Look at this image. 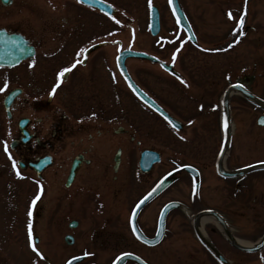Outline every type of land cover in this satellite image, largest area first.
Returning <instances> with one entry per match:
<instances>
[{"label":"flooded vegetation","instance_id":"af4514ba","mask_svg":"<svg viewBox=\"0 0 264 264\" xmlns=\"http://www.w3.org/2000/svg\"><path fill=\"white\" fill-rule=\"evenodd\" d=\"M68 1L79 7L74 12L77 18L100 14L112 26L102 30L104 35L100 37L97 28H67L66 17L62 19L61 27H54L50 12L44 5L52 7L54 11L66 10L67 0H0V31L8 38L22 36L34 53L32 58L17 66H0L2 78L11 73L10 78L18 81L6 90L4 97L11 91H20L10 112L6 113L4 110L12 128L9 148L16 165L15 178L19 179L29 196L30 221L32 224L35 221H44L48 226L52 224L57 229L59 240H63L66 248L73 249L64 253L67 256L64 264L77 258L82 260L74 264H97L94 260L99 259H110L108 264H113L120 255L126 253L135 255L146 264H152L147 260L143 249L160 248L168 233L170 216L177 214L178 218L180 214V227L190 230L199 246L218 264L196 237L195 215L211 211L226 219L220 212L232 209L233 205L241 211L252 210L257 206L255 204L264 205L263 200L255 198L256 196L253 203H249L250 195L259 196L256 191L258 182L253 178L263 175L264 170H250L245 175L234 178L220 176L216 171L217 159L211 157L209 135L204 126L213 111L219 112L222 127L221 101L229 85L240 82L245 83L248 88L256 82L253 77L257 73L255 65L247 72L246 68L241 65L236 68V62L226 59L232 50L243 43V34L245 32L248 35L249 27L243 29L239 21L234 25L230 23L226 39H233L221 46L220 41L215 38L214 43L208 45L202 41L195 19L184 10L181 3L194 33L193 41H186L184 30L177 27L171 13L169 15L175 33H164V19L158 9L161 31L153 38L152 45L157 51L165 53V58L157 55L160 60L157 63L128 59L125 67L134 84L181 123L182 127L176 129L132 91L118 69L116 58L124 49H121L122 41L114 40V18L117 17L118 8L113 0H102L116 9L113 17L87 6L83 1ZM228 2L232 4L238 0ZM20 8H25L30 14V28L24 29L18 22L17 12ZM31 12L39 13L44 26L47 25L42 33L36 30L40 27L35 22V14ZM231 14L236 19L234 12ZM253 41H256L255 38H251L250 44ZM115 44L118 49L116 55L113 50ZM134 44H129L125 49L144 51L134 49ZM230 44L232 47H229ZM176 51L177 56L173 59ZM183 51H188L189 57H193L196 52L204 53L203 55L215 53L222 60L210 62L207 59L192 58L183 64L180 60ZM169 52H173L170 59ZM74 63L76 67L71 68ZM165 65L171 68L168 70ZM65 67L71 68V71L58 79L60 71ZM175 71L180 76L175 75ZM181 80L185 83H181ZM223 82L227 83L226 87L218 96L215 86L222 85ZM57 83L59 87L53 94L52 88ZM234 96L251 104L242 95H231V127H234L233 116L236 111V103L232 99ZM147 115L152 119L149 120ZM115 121L120 122L115 124ZM218 126L215 123L212 128L218 132ZM165 127L181 134V143L199 148L196 156L192 151L191 160L176 164L163 173V167L171 165L173 160H165L160 145L174 141L168 132H164ZM185 130H188V135ZM223 140L224 133L221 134L218 154ZM146 150L160 154V161L148 169L146 164L141 165L143 152ZM254 163L258 161L239 167H229L228 164L225 166L227 170H234ZM184 166H190L198 173H189L184 169L177 171L169 179L172 184L149 202L137 216V230L145 239L153 240L157 236L162 209L167 204H177V208L166 217L164 238L154 246L147 245L134 236L131 227L132 211L165 175ZM213 178L216 184L211 186ZM188 187L191 190L189 194L186 193L188 201L175 197L161 204L164 193L170 189L179 194V190H187ZM208 187L210 191L213 188V195L221 196L224 202L196 209V204L189 202V195L198 197L201 190L205 191ZM213 195L206 194V201L214 198ZM227 196L231 200L230 206H227ZM132 198H135L133 203ZM153 204L155 207L159 206L155 222L151 212L144 223L141 216ZM227 223L231 228V224ZM223 237L227 241L224 235ZM209 241L222 254L215 243L210 239ZM90 248L95 251H90ZM157 251L155 256L161 253L159 249ZM125 264L138 263L130 260Z\"/></svg>","mask_w":264,"mask_h":264},{"label":"rangeland","instance_id":"374dc122","mask_svg":"<svg viewBox=\"0 0 264 264\" xmlns=\"http://www.w3.org/2000/svg\"><path fill=\"white\" fill-rule=\"evenodd\" d=\"M180 1L184 6V10L188 11L195 19L202 41L208 45L213 44L215 38L218 39V42L220 41L221 46L229 43L233 38L231 37L229 40L226 38L229 36L231 24L234 25L235 20H230L228 14L234 12L235 16H238L239 12H247L248 18L245 27H249L250 31L244 38L243 43L238 48L232 50L226 56V59H229V62H236V68H239V65L246 68L247 72L254 65L257 67V73L253 75L256 82L248 87L257 96L264 99V0H247L249 1L247 4L242 3V0H238V2L232 4L228 0ZM43 3L46 4V1ZM113 3L118 8L117 17L114 18V40L122 41L123 47L121 49H125L129 44L135 43L134 49H141L152 55H159L165 58V53L157 51L152 45L154 40L149 33V8L152 5L159 8L164 19V33H175V27L169 15L170 11L167 0H113ZM47 6L44 5L50 12L51 18L54 21V27H61L62 19L66 17L67 28H97L100 37L104 35V31L102 30L112 26L107 18H104L100 14L93 13L94 16L90 14L87 18H77L74 12L79 7L68 0L66 10L54 11L52 7L48 6L47 8ZM246 7L247 9H245ZM38 12L40 13V11ZM39 13L32 14H35V22L40 27L36 30L42 33V29L47 25L44 26L43 19ZM17 15L18 22L21 23L22 27L24 29L30 28L29 24H31L32 20L28 11L25 8H20ZM134 35L135 37H133ZM251 38H255L256 40L252 44H250ZM258 41L259 43L257 44ZM113 50L116 55L118 50L117 44H115ZM172 53L169 52V58ZM188 53V51H183L180 56L183 64L189 62L192 58H198L197 60L207 59L210 62L222 60L220 56L214 53L203 55L204 53L196 52L193 57H189ZM134 65L132 64V66ZM1 75L0 73V89H3L0 91V264H64L67 259L64 253L67 251L71 252L73 249L66 248L63 240H59L57 229L52 224L48 226V223L45 224L44 221H35L32 224L28 212L29 196L25 193V187L20 185L19 179L15 178L14 159L9 148L12 128L5 114L3 99L6 90L18 81L10 78L11 73L3 78ZM226 84L223 82L222 85L215 86L216 89L214 87L212 89H215V92L219 96L226 87ZM236 97L239 96L232 97L236 103V111L233 116L232 144L225 160V164H228L229 167H239L264 160V126L261 127L257 124V119L262 115V112L255 106ZM212 104H214V101H212ZM147 116L149 120L152 119L150 115ZM220 121L219 112L212 111L209 120L204 122L209 135V143L211 144L212 159H217L219 141L221 134L224 132L223 125L220 127ZM119 122L115 121V124ZM215 123L219 124L218 132L212 128ZM164 132H168L174 141L163 142L160 145L164 152L165 160H173L171 165L163 167V173L176 164L191 160V155L194 153V156H196L197 148H199L193 147L189 143H181L182 136L175 131H169L166 128ZM187 133L188 130H185L186 135H188ZM200 149L202 148L200 147ZM192 151L194 152L192 153ZM253 180L258 182L256 184V191L259 196L250 195L249 203H253V198L256 196L255 198L263 200L264 204V174L254 177ZM215 184L216 181L213 178L210 181V185L213 186ZM186 186H188V183ZM189 192H191L189 187L187 190L185 188L179 190V194L177 191L170 189L166 194L164 193L161 204L175 197L183 199L186 202L189 198L186 193L189 194ZM214 192L213 188L211 191L209 187L205 188V191L202 189L198 197L194 198L190 194L189 202L195 203L196 209L207 208L209 204L223 203L224 199L221 196L215 197L213 195ZM210 193L214 198L206 201ZM235 197L237 198V196ZM134 200L135 198H132L131 203ZM232 203L235 204L234 202ZM227 204V206L231 205V200L228 199V196ZM255 205L257 206L252 210L241 211L235 209L233 205L232 209H224L220 212L231 224L233 235L238 240L246 241L250 244L256 243L264 234V205ZM251 208L253 207L251 206ZM158 209L159 206L155 207V204L148 207L141 216L142 221L145 223L149 214L153 212V221L155 222ZM173 215L170 216L168 233L162 241L160 248L156 250L143 249L148 258L147 260L152 264H216L210 259L207 252L199 246L191 231L180 227L178 222V220H182L180 214L178 218H176L177 214ZM29 232H31L32 236L31 242L29 241ZM203 232L215 243L232 264H264V250L261 253H244L235 249L224 239L218 225L215 223L204 226ZM36 237H38V243H35V247L41 253L43 259L32 251L33 240ZM158 249L161 253L155 256L158 253ZM86 250L82 249V251ZM90 251H95V249L90 248ZM94 262L97 264H108L110 259H99L94 260Z\"/></svg>","mask_w":264,"mask_h":264},{"label":"water","instance_id":"95a60500","mask_svg":"<svg viewBox=\"0 0 264 264\" xmlns=\"http://www.w3.org/2000/svg\"><path fill=\"white\" fill-rule=\"evenodd\" d=\"M84 3L97 7L98 9L106 12L109 15L114 14V10L110 5H107L99 0H82ZM169 1V6L171 8V11L177 21V24L180 28H183L186 33L188 34V37L191 36V30L188 25V22L181 10V7L179 5L178 0H168ZM150 29L151 33L153 35H156L159 32L160 29V24H159V15L158 11L155 7H153L150 11ZM2 36V34L0 33ZM15 41L11 43V39L6 38L5 36H2V41H0V65L3 66H16L18 65L21 61L31 58L33 56V50L28 46L27 42L19 38L18 36L14 37ZM128 58H136V59H143V60H148L153 63L159 62L156 58L147 55L142 52H135V51H123L120 53L118 56V66L119 69L121 70L122 74L126 77V80L128 81L129 85L133 89V91L136 93V95L142 99L147 105L152 107L156 112H158L160 115H162L166 120H171L175 123L177 128H181L182 125L178 123L176 120L171 118L164 110H162L159 106H157L150 98H148L142 91H140L133 82H131L130 78L128 77V74L125 69L124 62ZM238 85L241 84H235L232 86H229L227 90L225 91L223 95V100H222V107L224 109L225 113V119L227 123V132H226V137L223 141L222 144V149L216 164L217 167V172L220 176L223 177H228V178H234L238 176H243L250 170H256V169H262L264 168V163L256 164L251 167L247 168H242L234 171H227L224 167V158L225 154L228 150L230 140H231V127H230V111H229V98L232 93H239L242 94L245 98H247L250 102H252L255 106L260 108L262 111H264V101L261 100L260 98L256 97L252 93H250L244 86L243 87H238ZM19 94L18 91L11 92L7 95V97L4 99V105L7 109V111L10 108V105L12 104L13 100L15 97ZM258 124L260 126L264 125V116H261L258 119ZM173 125V124H172ZM149 158V160H147ZM160 161V155L158 153H154L151 151H146L143 153V158L141 161V165L144 166L146 164L147 169L151 167V165L154 162ZM186 171L193 173L194 170L190 167H184ZM174 172H172L170 175H172ZM170 175L166 176L163 178L154 188L152 191H150L135 207L133 214H132V228L134 230V233L136 237L144 242H146L149 245H155L157 242H159L162 237L164 236V228H165V219L168 214V212L174 208H177V204L175 203H170L166 205L161 213L160 219H159V231L157 234V237L154 240H148L145 239L142 234H140L137 229H136V217L140 210L148 203L150 202L153 198L158 196L161 192H163L172 182V180H168ZM213 216L216 218L218 221L219 225L221 226L227 241L230 243L232 247L235 249L244 252V253H256L261 251L264 248V235L254 244H256L253 247H245L244 245H241L238 241L237 238H235L229 229L227 228V225L225 221L216 213L214 212H200L198 213L195 218H194V230L196 237L198 241L203 245L204 248H206L209 253L216 258V260L220 264H231L230 261L225 259L224 256L220 254V252L213 246V244L207 239V237L202 233V231L198 228L199 225L198 223L205 217ZM81 259H74L72 260V264L75 262L80 261ZM128 260H133L137 262L138 264H146L139 258L131 255V254H124L120 256L114 264H125Z\"/></svg>","mask_w":264,"mask_h":264},{"label":"snow or ice","instance_id":"6c2138e0","mask_svg":"<svg viewBox=\"0 0 264 264\" xmlns=\"http://www.w3.org/2000/svg\"><path fill=\"white\" fill-rule=\"evenodd\" d=\"M78 3H81L82 0H77ZM229 19H231V13H229ZM241 24H243V20L240 21ZM229 47H232V45L230 44ZM81 51H84V49H81ZM173 59H175V55H173ZM76 63H80V61H76ZM76 63H74L71 68H75L76 67ZM71 68H68V67H65L63 68L59 75H58V79L59 77H63L65 73L71 71ZM177 79H180V77H177ZM181 83H185L183 80H181ZM59 87V84L57 83L53 88H52V93L54 94L56 89ZM238 87H243V85H238ZM3 89H0V91H2ZM169 123L173 124V127H175V123L171 120H169ZM227 126V125H225ZM13 167L15 168L16 165L14 164ZM17 175H19V173H17ZM29 215H31V212H29ZM31 239H32V236H31V232H29V241L31 242ZM31 246V245H30ZM32 251L36 253V255L38 257H40L41 259H43L41 253L39 251H37L36 247L35 246H32ZM87 255V253H86ZM67 264H72L71 261H68Z\"/></svg>","mask_w":264,"mask_h":264},{"label":"bare ground","instance_id":"6f19581e","mask_svg":"<svg viewBox=\"0 0 264 264\" xmlns=\"http://www.w3.org/2000/svg\"><path fill=\"white\" fill-rule=\"evenodd\" d=\"M232 130H233V126H232ZM216 224V221H215V219L213 218V217H205V218H203L199 223H198V225H199V229L200 230H202L203 231V228H204V226H206V225H210V224ZM217 225V224H216ZM219 227V226H218ZM220 230H221V228H220ZM241 245H244L245 247H253V246H255L256 244H250V243H248V242H246V241H242V240H239L238 241Z\"/></svg>","mask_w":264,"mask_h":264}]
</instances>
